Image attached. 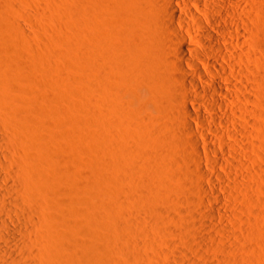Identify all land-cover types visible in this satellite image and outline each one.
Instances as JSON below:
<instances>
[{"label":"bare ground","instance_id":"6f19581e","mask_svg":"<svg viewBox=\"0 0 264 264\" xmlns=\"http://www.w3.org/2000/svg\"><path fill=\"white\" fill-rule=\"evenodd\" d=\"M85 7L82 103L69 101L72 88H54L61 80L51 68L60 61L45 68L43 85L28 87L31 104L14 90L23 64L8 52L0 61L7 91L0 93V264H123L131 241L120 244L116 224L141 228L137 209L151 221L146 232L165 229L174 210L187 225L203 215L191 221L211 233L196 229V238L227 251L234 233L226 223L239 214L244 221L243 206L254 201L248 179L264 173V31L257 29L264 0H86ZM58 193L65 203L57 197L48 208L46 195ZM201 240L192 242L197 250ZM137 241L130 264L145 248Z\"/></svg>","mask_w":264,"mask_h":264},{"label":"rangeland","instance_id":"374dc122","mask_svg":"<svg viewBox=\"0 0 264 264\" xmlns=\"http://www.w3.org/2000/svg\"><path fill=\"white\" fill-rule=\"evenodd\" d=\"M18 5H20V6L18 7ZM85 5H86V0H16V2H15V0H0V23L3 24L2 22L5 19L8 21L10 19L12 23H14L17 20L21 23L22 27H24L23 29H25V32L28 31L27 33H25V32L22 33L20 30H18L16 27H14L10 23V21L6 22V20H5L6 24L4 25L5 28L3 27V25H0V27L1 26L3 27V28L2 27L0 28V31H1L0 32V61L3 58H5V56L8 52V53L15 55V58H16L15 59V58L10 57V59H12V60H10V62L13 61V59H14V61H15V62L13 61L14 63H18V65L23 64L22 67L19 66L18 69L20 71L24 72V74H22L20 77L16 78V83H14V90L17 93H19L20 95H23L22 97H25V101L27 100V102H29L26 104H31L32 100H33L32 99L33 98L32 97L33 92L31 93L32 90L30 91V88H31V85H33V82H36L38 85H43V83L45 82V80L47 78V76L45 75L46 69L48 68V66L53 67L55 64H58V66L55 65L54 68H51V69H54V72H52L51 74L53 75L52 77H55V75L57 74L56 77L54 78V80L56 82V80H58L60 78L59 80H61V82L57 81L59 83H57V85L55 84L54 88L60 89L63 86L61 88V90L64 89L65 91H68V92L73 89L72 90L73 93L70 92L68 94L67 98L68 99L70 98L69 101H71V103L77 102V101L82 103V101H80V100L84 99L83 98L84 95H82L83 92L78 93V89L83 87V83H84L83 81L86 78V76H85L86 57L84 55V50L82 49L84 47L83 36H84L85 22L87 19ZM8 24H10V25H8ZM259 24H261V23H259ZM6 25H8V27H6ZM257 29L260 30L261 32L264 31V23H263V25L262 24L259 25ZM51 53L52 54L55 53V55L54 54L52 55ZM49 57L50 58L52 57V59H53V57L54 58L56 57V59L50 60V59H48ZM48 60L51 62H49ZM54 61L55 62L60 61V62L55 63ZM67 61H69L68 62L69 64L66 63ZM13 62H11V63H13ZM48 62H49V64L53 63V65H51V66L47 65ZM30 63H34L35 67H37V65H38V68L35 69L37 71H32L31 68H28V66H29L28 64H30ZM25 64H27V67H23V66H26ZM60 64H61V66L59 67ZM45 66H47V67H45ZM56 78H58V79H56ZM79 85H82V86L80 87ZM28 87H30L29 90H28ZM65 87L66 88L68 87V89L66 90ZM75 91H77V92H75ZM0 93L6 94L7 91L5 89H2V90L0 89ZM78 94H79V96H78ZM69 95H71V96H69ZM25 101H24V104H25ZM22 104H23V102H22ZM67 128H68L67 125L62 127V129H64V130H67ZM70 129L71 128H69V130ZM262 141H264V140L261 139L260 144L263 143ZM90 155L87 156V154H86L85 159H87V157L90 158L91 157ZM89 158H88V161L86 160L88 162V165H89V163H91L90 159L92 157L90 159ZM263 174L264 173H260L258 171V174H256L255 180L254 179L253 180L248 179L249 185L251 187H253V188H250L251 190L253 189V191L249 190V193H250L249 196H252L254 201L253 202L249 201V203H252V204H250L251 209L249 208L252 211L247 209L248 208L247 206H249L247 203H246L247 206L244 204L247 208L245 206H243V208L246 209V213L248 214V216L249 215L251 216V217L249 216L251 219H249L246 216L247 214H245V219L248 218V220H247L248 222L245 219H244V221H246V222L240 221L239 218H241L240 216H242V215L239 214V218L237 216L234 219L235 220L237 219V221L239 223L242 222V224H239L237 222L238 223V226H237L235 220H234V223L236 224V226L232 222H230L232 224L226 223V225L229 227L230 233L231 234L234 233L232 235V238L237 237L236 239H234V238L232 239L233 240V241H231L232 243L230 242V240H231V237H230V240H229L230 243H228V245L230 247L227 246L228 247L227 251L224 252L223 248H221L220 243H218V242L212 243L211 241H205L203 239L201 240V239L196 238V235H195L196 233H194V230H196V229H197V231L200 229L199 231L203 232L204 234H209V232H210V230H208V232L207 231L204 232L205 229L199 228L198 225L194 224L191 221V220H194L196 218L197 219L195 221L203 220L204 219L203 215L202 216L200 215L201 217L198 215L196 218L190 219L189 223L191 222L193 224L190 225L191 224L190 223V224H188L189 225L188 226L181 219L184 216L180 215L179 213H177L176 210H174L173 214H174V216L176 214V216H177L176 218L178 220L176 218L174 220H172V219H169L167 217L168 219H165L163 221L165 229H163L161 231H160V229L159 230L156 229L157 231L155 229H153V230H151L152 231V233H151V231L146 232V229H145L146 227H150L149 224L151 223V221L149 222L148 217H146L147 218L146 219L145 218L146 215L141 214L139 209H137L136 210L137 212H135L134 216L142 215V218L140 216H138V219L139 218L142 219V220L139 219L141 221H139L137 219L140 223H142V224H140L141 228H139V229L134 228L133 230L130 231L127 228L125 229V227L120 228L119 227L120 223L116 224V225H118L117 227L120 229V232L122 233L120 236L121 241H119L120 244H123L124 242L126 243L127 241H131V242H129V244L131 245L129 247L131 249L129 250L128 248H125V250L127 249V251L126 252L124 251L125 253H123V252L121 253V256H123V261L125 262L123 264H130L131 260L129 258L132 256V253L134 252L132 250V248H134V247H132V245L134 246V244H136L137 240H139V241H137L139 243H141V242L145 243V241H146L148 244L146 243V245H145L144 243H141L143 246H145V248H143V251H142L143 253H141L142 254L141 256L135 257L136 259L135 260L133 259L132 260L133 262L131 264H144V262H145V264H148V263L149 264H154V263L158 264L159 262H160L159 264H163L165 261H167V262H165L164 264H166V263L167 264H197V262H202L204 260V258H211L212 260L217 259V261L219 259V261L222 262L223 264H249V262H252V264L253 263L254 264L260 263L261 264L262 261H263L262 264H264V260H263V258H264V251H263L264 250V202H262L264 200L263 199L264 198V196H263L264 191L261 190V188L264 189V187H263L264 186V177H263L264 175ZM261 184H263V185H261ZM259 187L261 190L259 192H261V193L257 192ZM254 188H256L257 191ZM254 192H255V194H254ZM261 195H262V197H261ZM193 196L196 197L198 195L193 193ZM256 196H258V197L255 198ZM57 197H58V201L56 199ZM45 198L48 202V206H49L48 208L53 209L55 207L54 201H57L60 203H63V201H64V203H65V201H66L65 198H67V195L62 194V193H58V195L56 194V196L46 195ZM259 198H261V199H259ZM256 199H257V202H256ZM260 203H262V204H260ZM118 204H119V202H118ZM186 205H187V207H186ZM183 206H185L184 208H188L190 206L192 207V204L189 202H186L185 205L183 204ZM235 206L237 208H239V207L242 208V206H239L238 204H235ZM118 208L121 209L122 207L120 206ZM245 209H243V210L245 211ZM247 210L249 211V213ZM240 213L242 214L243 211H240ZM253 213H254V215L256 214L257 216L255 215L256 216L255 217L254 215H252ZM253 219H255L256 221H254ZM242 220H243V217H242ZM252 220H253V222H252ZM258 220L260 221L259 225L261 227L258 225V223H256V222H258ZM199 221H197V222H199ZM254 222L256 223V225L254 224ZM251 223H253L255 226L252 225ZM219 225L221 226L222 224L220 223ZM187 226H188V228H191V229H187L186 228ZM240 226H241V228H240ZM175 227L183 229L185 231V233L183 232V234L179 235L180 230L176 229ZM256 227H258V228L260 227L259 230ZM173 228H175L176 231L178 230V232L176 233L175 231H173L174 230ZM244 228H246V229H244ZM261 228H263V229H261ZM254 229L255 230L257 229V231H253ZM191 230H193V232H191ZM155 231H156V233H155ZM247 231L248 232L250 231L251 233L250 232L248 233ZM215 233H216L215 235L219 239L222 238L221 237L222 234H219L220 232L216 231ZM188 234L189 235L191 234L190 235L191 237L192 236H195V237L191 238ZM257 234L258 235L260 234V236H257ZM84 235L80 236V237H82L81 239L84 241H89V238L86 235L85 236ZM122 235H124V236H122ZM155 235L158 236V240L156 239L157 236H155ZM184 235L187 236L186 240L184 239L185 237H183ZM159 236H160V238H159ZM80 237H79V239H80ZM240 237H242V240L239 239ZM122 239L123 240L126 239V240L123 242ZM190 239H192V240L195 239L196 242H198L199 240H201L203 242H207L205 244V248L203 250H197L198 248L196 249V246L194 245L196 243L195 240L192 241ZM140 240H141V242H140ZM152 240H154V241H152ZM159 240H161V241H159ZM234 240H236V243ZM181 241L183 242L182 244H181ZM150 242H151V244H150ZM176 242H177V244H175ZM184 242H186V243L184 244ZM187 242H189V243H187ZM192 242H195V243H192ZM233 242L235 243V245L233 244ZM189 244L191 245L190 248H189V246L187 247V245H189ZM148 245H149V247H148ZM231 245L232 246L234 245V246L231 247ZM192 246H194L195 248L193 249ZM235 246H237V247H235ZM191 247H192V249H191ZM236 248H238L240 250H238V249L236 250ZM135 249L136 248H134V250ZM229 250L230 251L232 250L233 253L228 252ZM234 250H236L238 252H236ZM251 250L254 251V254L256 253L255 256L253 254V251H251ZM162 251L164 252V254L162 253ZM166 251H168V252H166ZM169 252H171V253L169 254ZM183 252H184V254H183ZM235 252L238 254V256H240L239 260H237L238 256L237 255L235 256V254H234ZM258 252L260 253V255L257 256V254H259ZM156 253H158V254L156 255ZM166 253H168V254H166ZM174 253H175L176 258L173 255ZM251 253L253 254V258H252ZM133 254L136 256V252H134ZM250 254H251L250 258H252V261L251 260H244V258H246V257L249 258ZM178 255L180 257V260H181V258H183V259L185 258L184 260H182L183 262L179 260ZM183 256H185V257H183ZM259 256H260V258H259ZM146 257L147 258L149 257L148 260H146L147 259ZM233 257H236L234 260H236L237 262L232 260ZM118 258L121 260L122 257H119V254H118ZM131 258H133V257H131ZM248 258H246V259H248ZM128 259H129V262H126ZM143 259H144V261H142ZM254 259L257 261H254ZM149 260L151 261V263ZM187 260H188V263L186 262ZM121 264H122V260H121Z\"/></svg>","mask_w":264,"mask_h":264}]
</instances>
